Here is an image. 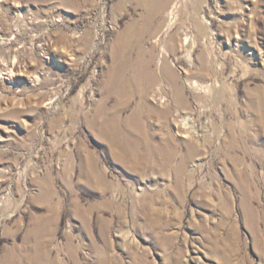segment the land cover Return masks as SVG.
I'll return each mask as SVG.
<instances>
[{
	"label": "rangeland",
	"instance_id": "374dc122",
	"mask_svg": "<svg viewBox=\"0 0 264 264\" xmlns=\"http://www.w3.org/2000/svg\"><path fill=\"white\" fill-rule=\"evenodd\" d=\"M0 264H264V0H0Z\"/></svg>",
	"mask_w": 264,
	"mask_h": 264
},
{
	"label": "bare ground",
	"instance_id": "6f19581e",
	"mask_svg": "<svg viewBox=\"0 0 264 264\" xmlns=\"http://www.w3.org/2000/svg\"><path fill=\"white\" fill-rule=\"evenodd\" d=\"M110 126V125H109ZM107 128V127H106ZM110 129V128H109Z\"/></svg>",
	"mask_w": 264,
	"mask_h": 264
}]
</instances>
